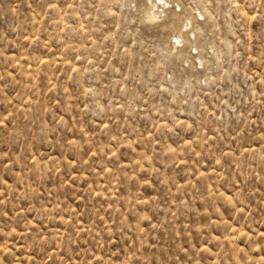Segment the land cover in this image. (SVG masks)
<instances>
[{
    "label": "rangeland",
    "instance_id": "374dc122",
    "mask_svg": "<svg viewBox=\"0 0 264 264\" xmlns=\"http://www.w3.org/2000/svg\"><path fill=\"white\" fill-rule=\"evenodd\" d=\"M0 0V264H264V0Z\"/></svg>",
    "mask_w": 264,
    "mask_h": 264
},
{
    "label": "bare ground",
    "instance_id": "6f19581e",
    "mask_svg": "<svg viewBox=\"0 0 264 264\" xmlns=\"http://www.w3.org/2000/svg\"><path fill=\"white\" fill-rule=\"evenodd\" d=\"M160 1V0H159ZM161 2V1H160ZM158 9H160L158 1L153 0L152 3L146 8L145 14L148 17L158 14ZM155 17V16H154Z\"/></svg>",
    "mask_w": 264,
    "mask_h": 264
}]
</instances>
